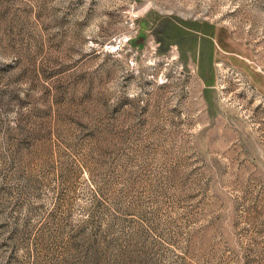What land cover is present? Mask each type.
<instances>
[{"label": "rangeland", "instance_id": "374dc122", "mask_svg": "<svg viewBox=\"0 0 264 264\" xmlns=\"http://www.w3.org/2000/svg\"><path fill=\"white\" fill-rule=\"evenodd\" d=\"M0 264H264V0H0Z\"/></svg>", "mask_w": 264, "mask_h": 264}]
</instances>
